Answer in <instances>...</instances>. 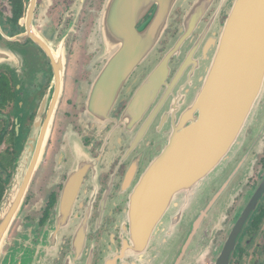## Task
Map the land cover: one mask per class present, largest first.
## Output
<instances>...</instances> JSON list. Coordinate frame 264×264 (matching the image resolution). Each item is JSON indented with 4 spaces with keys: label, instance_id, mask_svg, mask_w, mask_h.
I'll use <instances>...</instances> for the list:
<instances>
[{
    "label": "flooded vegetation",
    "instance_id": "obj_1",
    "mask_svg": "<svg viewBox=\"0 0 264 264\" xmlns=\"http://www.w3.org/2000/svg\"><path fill=\"white\" fill-rule=\"evenodd\" d=\"M145 1L151 6L136 29L154 16L156 1L172 3L170 14L151 56L140 64L137 59L114 93L109 83L99 88L117 51L102 40L111 0H0V45L8 52L0 63V201L47 95L52 58L61 55L66 64L45 157L1 264H214L237 225L228 264H264V139L254 170L236 173L221 193L205 189L191 209L186 196H177L163 218L147 226L151 230L140 224L153 223L142 218L144 207L165 205V198L145 200L140 186L190 106L184 63L191 51L187 43L174 50L182 18L195 2L207 4L202 23L208 34L196 54L201 76L194 80L203 84L237 0ZM199 37L195 32L188 40ZM210 37L217 41L209 47ZM167 56L165 81L139 105L147 67ZM132 106L136 112L130 113ZM251 128L244 151H253L245 166L257 148Z\"/></svg>",
    "mask_w": 264,
    "mask_h": 264
},
{
    "label": "water",
    "instance_id": "obj_2",
    "mask_svg": "<svg viewBox=\"0 0 264 264\" xmlns=\"http://www.w3.org/2000/svg\"><path fill=\"white\" fill-rule=\"evenodd\" d=\"M154 3L157 5L154 16L136 29L137 18L140 22L151 3L145 0H111L103 20L102 40L116 47L117 51L99 80L100 89L109 83L112 92L116 93L122 78L135 66L136 60L140 64L155 50L172 3ZM206 5L203 1L195 2L179 25L182 34L174 50L187 43L191 56L184 65L187 77L190 75V89L197 93L174 126L166 148L144 176L139 195L142 194L145 200L153 196L159 200L165 198V205L161 209L144 207L142 218L153 223H140L143 228L149 229L147 226H150L152 229L156 225L155 219L163 218L169 210L166 205L177 196H186L190 208L205 189L214 188L221 193L236 173L244 172L246 175L252 169V161L245 166L250 153L246 154L243 148L246 131L257 122L258 112L264 110V0L235 1L217 48L214 46L216 52L204 83L198 84L194 80L195 76H201V57L196 54L200 52L203 37L208 34V25L202 23ZM195 32L200 34L199 39L188 40ZM216 41L210 37L206 44L210 47ZM7 55L8 52L0 45V63ZM52 59L53 77L47 95L0 201V264L4 261L3 247L9 232L22 213L30 185L44 160L53 116L63 93L65 60L61 55ZM168 61L169 56L158 66L147 67L148 73H145L139 87V105L157 93L158 86L165 81ZM190 93L189 90L188 96ZM146 104L148 106V101ZM131 109L130 113L136 112L135 106ZM44 114L46 118H43ZM131 116L137 118L138 113ZM263 134L264 123L254 138L255 146L263 140ZM179 212L176 209V213ZM134 215L139 218V210L135 209ZM239 227L237 225L231 231L214 264L229 263ZM82 246V242L76 244L79 252Z\"/></svg>",
    "mask_w": 264,
    "mask_h": 264
},
{
    "label": "rangeland",
    "instance_id": "obj_3",
    "mask_svg": "<svg viewBox=\"0 0 264 264\" xmlns=\"http://www.w3.org/2000/svg\"><path fill=\"white\" fill-rule=\"evenodd\" d=\"M189 77H190V75H189ZM189 77H187V80H186V82H185V91H186V89H188V88H191V85H190V83L188 82V80H189ZM188 92V91H187ZM186 92V93H187ZM196 93H197V91H195V90H192L191 91V93H190V95L188 96V98H189V102L191 101V100H194L195 98H196ZM257 122L255 123V125L251 128V134H250V136H251V138L254 140V138H255V136L257 135V134H259V132H260V126H261V124L262 123H264V110H260L259 112H258V115H257V120H256ZM262 139H264V134H263V138ZM248 144V140L246 139L245 140V143H244V148H245V145H247ZM257 146H259V143L257 144ZM244 148H243V150H244ZM261 149V148H260ZM251 151H253L252 149H250L249 151H247L248 153L250 152L251 153ZM244 152H246V151H244ZM259 152H260V150H258V148H256V152H255V156H253L252 157V154H251V160H252V170H254V164H255V162H256V159H257V156H258V154H259ZM253 173V172H252ZM208 190V189H207Z\"/></svg>",
    "mask_w": 264,
    "mask_h": 264
}]
</instances>
